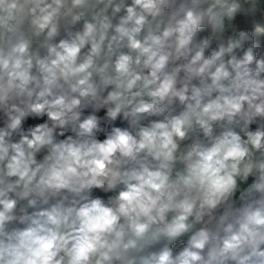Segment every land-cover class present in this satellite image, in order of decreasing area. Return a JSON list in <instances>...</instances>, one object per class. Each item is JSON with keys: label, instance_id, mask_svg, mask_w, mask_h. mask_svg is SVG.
<instances>
[{"label": "clouds", "instance_id": "9594fccd", "mask_svg": "<svg viewBox=\"0 0 264 264\" xmlns=\"http://www.w3.org/2000/svg\"><path fill=\"white\" fill-rule=\"evenodd\" d=\"M0 264H264V0H0Z\"/></svg>", "mask_w": 264, "mask_h": 264}]
</instances>
